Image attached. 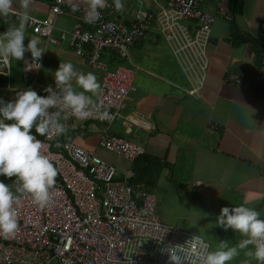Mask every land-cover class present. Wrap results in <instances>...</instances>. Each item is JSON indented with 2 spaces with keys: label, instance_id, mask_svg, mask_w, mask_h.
Wrapping results in <instances>:
<instances>
[{
  "label": "built area",
  "instance_id": "2783aa9c",
  "mask_svg": "<svg viewBox=\"0 0 264 264\" xmlns=\"http://www.w3.org/2000/svg\"><path fill=\"white\" fill-rule=\"evenodd\" d=\"M206 1L127 0L122 10H116L111 0L94 23L83 18L86 6L74 10L71 44L76 54L84 55L91 67L101 71L104 91L100 99L111 113L108 119L92 116L87 120H100L108 127L117 119L135 88L133 72L121 64L110 69L102 55L124 56L127 48L138 41L164 39L187 77V92L197 93L207 75L203 30L208 32L217 16L231 21L234 15L229 0H216L214 9L206 7ZM63 6H68L66 0H53L47 16L32 15L27 28L46 42H56L54 24L65 12ZM16 10L13 7L8 14L13 22H17ZM3 31L0 27V33ZM43 58L44 53L40 65L32 62L29 68L31 54L24 55L22 78L27 86L35 84ZM189 62L197 65L186 67ZM10 72L11 60L0 56V75L10 79ZM223 81L259 92L264 86V66L254 65L248 75L227 71ZM43 89L42 95H46ZM71 118L75 117L69 118L67 126ZM140 125L145 130L155 127L146 120ZM38 138L46 140L44 136ZM57 138L46 140L44 147L58 168L52 201L41 208L30 196L22 198L19 231L14 236L0 235V264H172L161 250L168 243L179 244L182 259L187 257L185 264H191L202 246L210 248L200 235L161 219L156 213L155 194L129 181V173L119 179L115 165L94 149ZM99 145L129 160L145 151L141 141L107 131Z\"/></svg>",
  "mask_w": 264,
  "mask_h": 264
},
{
  "label": "crops",
  "instance_id": "0c3cea01",
  "mask_svg": "<svg viewBox=\"0 0 264 264\" xmlns=\"http://www.w3.org/2000/svg\"><path fill=\"white\" fill-rule=\"evenodd\" d=\"M66 2L65 12L58 15L54 24L56 42H46L26 28L24 43L27 44L31 36H39L41 46L46 49L41 64L46 62L44 69L49 71L50 77L40 76V82L55 86L53 72L63 60H71L83 71L94 72L100 81L101 71L90 67L71 44L70 30L75 21L72 4L86 6L87 0ZM52 3L53 0H31L32 15L45 17ZM216 3V0H208L205 6L214 9ZM230 4L233 19L227 21L217 16L210 27L206 42L207 75L192 96L175 90L179 86L178 78H184V86L187 85L185 76L180 68L179 75L172 67H166V57L161 50L154 49V56L150 53L145 57H136L131 52L149 44L157 47L162 40L160 37L153 42L138 41L128 48L127 60L134 67V85L137 72H140L138 79L148 75L153 80L143 87L135 85L108 130L144 144L143 156L149 161L152 158L153 168L146 174L151 184L142 183L150 190L160 183L162 173L167 170L168 179L174 182L181 195L189 186L204 202H220L218 207L229 205L230 201L232 205L248 203L264 215V86L259 92L246 91L222 80L227 70L249 73L253 65L264 66V0H229ZM13 7L20 8L19 0H15ZM9 20L10 15L1 17L0 27L6 30L13 23ZM205 36L202 34V38ZM109 55L104 52L103 58L107 57L104 60L114 63ZM42 87H36L38 94H42ZM22 88H27L22 78V59H13L10 79L0 75V96L12 99ZM142 120L153 123L154 129H143ZM104 127L105 123L92 119L80 130L68 129L61 140L76 141L110 160L111 152L98 145ZM112 163L119 178L125 170L133 173V177L138 174L134 168L140 169L136 161L127 165L119 161ZM157 214L167 219L164 210L160 209ZM181 216L187 217L178 212L174 219H181Z\"/></svg>",
  "mask_w": 264,
  "mask_h": 264
},
{
  "label": "clouds",
  "instance_id": "9594fccd",
  "mask_svg": "<svg viewBox=\"0 0 264 264\" xmlns=\"http://www.w3.org/2000/svg\"><path fill=\"white\" fill-rule=\"evenodd\" d=\"M19 2L20 8L15 11L17 22H13L0 33V56L9 60H19L23 59L25 52L28 51L32 60L27 67L32 62L40 65L46 50L40 44V35L31 36L27 39V44L24 43L27 24L32 19L31 0ZM14 3L15 0H0V17L7 18L13 11ZM106 4L107 0H87L83 9L84 20L88 23L97 21L101 9ZM111 6L116 10H122L125 7L124 0H113ZM79 7L78 3L72 4L73 10ZM84 58L88 64L87 58L85 56ZM127 67L133 72L134 85V67ZM181 72L183 73L182 70ZM53 73L55 86H45L43 92L46 95L38 94L34 88L27 87L16 91L14 97L9 100L0 96V175L14 177L11 182L0 180V235L14 236L19 231V211L24 196H30L31 201L41 208L48 206L52 201L58 168L51 155L44 151L46 140L64 135L71 128L74 131L84 128L86 122L91 121L87 119L92 116L108 119L111 115L108 106L100 99L104 90L94 72L83 71L71 60H63ZM183 75L185 76L184 73ZM187 88L188 80L184 93L192 96L194 93H188ZM70 117L75 118H71L67 126ZM108 128L105 123L99 134L98 145L105 131L121 135L110 132ZM38 135L44 136L46 140L38 138ZM144 153L145 151L132 160L117 155L131 164ZM125 173H129V181L138 182L143 189L153 192L142 182L132 181L133 173L126 170ZM116 177L119 178L118 175ZM122 178L123 176L119 179ZM216 223L225 229H233L243 238L231 245L227 240H220L215 248L202 246V250L197 252L191 264H228L240 254L241 249L245 250L247 257L254 259L258 264H264V215L257 208L249 206L248 203L224 205L216 216ZM159 239H162V236ZM161 250L168 254V260L172 264H185L187 257L182 259L179 244L168 243ZM242 262L251 264V261Z\"/></svg>",
  "mask_w": 264,
  "mask_h": 264
},
{
  "label": "rangeland",
  "instance_id": "374dc122",
  "mask_svg": "<svg viewBox=\"0 0 264 264\" xmlns=\"http://www.w3.org/2000/svg\"><path fill=\"white\" fill-rule=\"evenodd\" d=\"M128 4H130V2H128ZM9 22H11V20H9ZM154 49L161 50V54L166 57V60H164L166 62V67H172L174 71L180 75V73L178 72V63L174 55L170 52L169 48L166 44L163 43L162 40L157 47L153 44H149V46L144 45L142 48H139L137 50H131V52L136 57H145L147 55H150V53L152 56H154ZM103 59H107V57H104ZM45 64L46 62L43 65L41 64V68L38 71L36 84H33L34 86L31 85L34 89H36L37 86L45 87L47 85H52L48 83L41 84L40 82V76H43L45 79L50 77L49 71L47 69H44ZM119 64L131 66L127 58L122 57L119 58V60H116L114 63H109V68L115 69V67ZM160 70H163V68H160ZM139 75L140 72H137L135 79V85H137L138 87H143V85L153 80L152 76L149 77L148 75H144L138 79ZM177 82L179 83V86L175 90L178 93H183L185 87L184 78H178ZM185 82H187L186 77ZM25 86L30 87L27 86L26 83ZM109 155H112L110 156V160L114 162L119 161L124 165L129 164L128 161L124 160L113 152H111V154ZM112 161L110 162L112 163ZM166 173L167 170L162 173V176L160 177V183L158 182V184L153 189L157 198L156 211L158 212L160 211V209L165 211L167 215V219H165V222L179 225L185 230L200 235L209 243L210 248H215L220 240H227V242L231 245L238 243L239 240L243 238L241 234L235 232L233 229H225L216 223V216L221 208L217 205L220 202L213 204H210V202H204L203 198L193 192L189 186H187L188 189H185L186 191L184 192V194L181 195V192L176 190L174 182L168 179ZM13 179L14 177H5L3 175H0V180H5V182H11ZM231 202L232 201H230L229 205H232ZM178 212L180 214L184 213L185 215H187V217L181 216V219H174ZM242 260L251 261V264H258L257 261L245 255L244 249H241L240 254L233 260L229 261L228 264H239L240 262H242Z\"/></svg>",
  "mask_w": 264,
  "mask_h": 264
},
{
  "label": "trees",
  "instance_id": "16d2710c",
  "mask_svg": "<svg viewBox=\"0 0 264 264\" xmlns=\"http://www.w3.org/2000/svg\"><path fill=\"white\" fill-rule=\"evenodd\" d=\"M237 2V1H236ZM236 2H235V4H234V7H235V5H236ZM114 59L115 61L116 60H119V58H122V56L121 55H119V54H117V55H109V60H111V59ZM105 62H107V61H105ZM108 63V62H107ZM108 66H109V63H108ZM72 129V128H71ZM33 131H34V129H33ZM62 136L63 135H61V136H59L57 139H59V140H61L62 139ZM152 159V158H151ZM151 159H150V161L147 159V156H143V155H141L139 158H137L135 161L136 162H138L139 163V165H140V169H138V168H134V169H136V172L138 173V174H136V176L134 175L132 178H131V180L132 181H138V180H140V182H144V183H146V185L148 186V183L150 182V181H152L151 179H149V178H147L146 177V174L149 172V171H151V169L153 168V165H152V162H151ZM144 160V161H143ZM135 161H134V163H135ZM142 164H143V166H142ZM136 165H137V163H136ZM142 169V170H141ZM156 172H158V170H156L155 171V173ZM149 184H151V182L149 183ZM146 186V187H147ZM148 188V187H147ZM149 189V188H148Z\"/></svg>",
  "mask_w": 264,
  "mask_h": 264
},
{
  "label": "bare ground",
  "instance_id": "6f19581e",
  "mask_svg": "<svg viewBox=\"0 0 264 264\" xmlns=\"http://www.w3.org/2000/svg\"><path fill=\"white\" fill-rule=\"evenodd\" d=\"M234 16V15H233ZM210 30V29H209ZM203 32H204V34H206V36H205V38H206V42H207V37H208V33H209V31L207 32V31H205V30H203ZM194 34H195V32H194ZM161 38V37H160ZM162 39V38H161ZM165 43H166V45L168 46V48H169V50H170V52L174 55V57H175V59L177 60V62H178V65H179V67H180V62H179V59L175 56V54L173 53V51H172V48H171V46L164 40V39H162ZM206 42H205V46H204V49H205V58H206ZM136 43V42H135ZM134 43V44H135ZM133 44V45H134ZM132 46V45H131ZM130 47V46H129ZM128 47V48H129ZM128 48H127V52H126V54L123 56V55H121L122 57H125V58H127L128 60H129V53H128ZM198 57H199V60H202L203 61V59H202V56L198 53ZM204 62V61H203ZM205 63V62H204ZM206 63H207V66H208V59L206 58ZM206 63H205V65H206ZM192 65H197V62H189V63H187L186 64V67H192ZM126 67V66H125ZM127 68H129V67H127ZM254 69V65L252 66V68L251 69H249V73H246L245 71H243V70H227V71H235V72H237V73H239V74H242V75H248V74H250L251 73V71ZM226 71V72H227ZM226 72L224 73V75H223V78H222V80L224 79V76H225V74H226ZM235 86H237V85H235ZM238 88H240V89H243V90H246V91H248L247 89H244L243 87H240V86H237Z\"/></svg>",
  "mask_w": 264,
  "mask_h": 264
}]
</instances>
